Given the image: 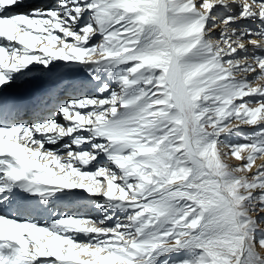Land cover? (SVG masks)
<instances>
[{
    "label": "snow or ice",
    "instance_id": "1",
    "mask_svg": "<svg viewBox=\"0 0 264 264\" xmlns=\"http://www.w3.org/2000/svg\"><path fill=\"white\" fill-rule=\"evenodd\" d=\"M0 264H264V0H0Z\"/></svg>",
    "mask_w": 264,
    "mask_h": 264
},
{
    "label": "rangeland",
    "instance_id": "2",
    "mask_svg": "<svg viewBox=\"0 0 264 264\" xmlns=\"http://www.w3.org/2000/svg\"><path fill=\"white\" fill-rule=\"evenodd\" d=\"M218 31V30H217Z\"/></svg>",
    "mask_w": 264,
    "mask_h": 264
}]
</instances>
